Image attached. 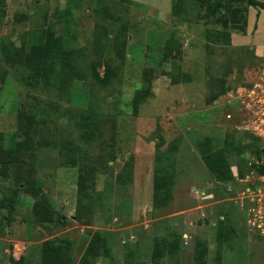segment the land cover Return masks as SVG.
<instances>
[{
    "label": "rangeland",
    "instance_id": "1",
    "mask_svg": "<svg viewBox=\"0 0 264 264\" xmlns=\"http://www.w3.org/2000/svg\"><path fill=\"white\" fill-rule=\"evenodd\" d=\"M52 32L38 77L28 53ZM10 149L0 264H42L52 238L68 264H264V9L0 0V158ZM224 158L226 182L207 165Z\"/></svg>",
    "mask_w": 264,
    "mask_h": 264
},
{
    "label": "trees",
    "instance_id": "2",
    "mask_svg": "<svg viewBox=\"0 0 264 264\" xmlns=\"http://www.w3.org/2000/svg\"><path fill=\"white\" fill-rule=\"evenodd\" d=\"M235 2H246L248 5L262 8L264 9V2L260 0H230ZM176 7V5H175ZM56 43L55 34L54 32L48 33L47 40L37 46H34V48L28 53L29 58L32 59V68L36 71L34 72L35 75H38L40 77L43 74V67L45 65V62L47 59L51 57L53 47L52 44ZM112 68L110 66L107 67L106 70V77L107 80L110 79V75L112 72ZM144 94H142L143 96ZM14 149H10L7 151V154L0 158V176L4 175L5 172V163L4 159L7 158L8 154L13 153ZM263 152V150H262ZM6 157V158H5ZM258 157H264V153H262L261 156ZM208 169L215 174V177L218 181L226 182L230 179V167L228 166L227 159L222 160H213L212 162H209ZM264 169V167H262ZM32 187L28 184L27 189H31ZM0 207L2 208H8L9 212L12 213L16 205L11 200H8L6 198H0ZM47 205L45 202L38 200L35 202L34 206V212L35 215L39 220L42 221H52V216L47 210ZM97 240L93 241L94 245H91L88 254H95L98 251V246L101 244V236L97 234L95 236ZM205 252H202V258L205 255ZM41 258H42V264H68L69 262V255L68 251L66 250V246L63 241H58L55 238L49 239L45 242H43V245L41 247ZM83 264H90L89 261L86 259L83 261Z\"/></svg>",
    "mask_w": 264,
    "mask_h": 264
},
{
    "label": "built area",
    "instance_id": "3",
    "mask_svg": "<svg viewBox=\"0 0 264 264\" xmlns=\"http://www.w3.org/2000/svg\"><path fill=\"white\" fill-rule=\"evenodd\" d=\"M256 226L258 227V228H261V232H264V222H263V220L260 222V223H256Z\"/></svg>",
    "mask_w": 264,
    "mask_h": 264
}]
</instances>
